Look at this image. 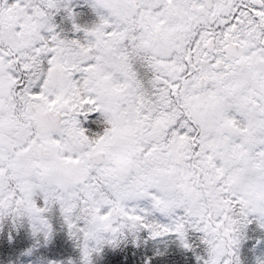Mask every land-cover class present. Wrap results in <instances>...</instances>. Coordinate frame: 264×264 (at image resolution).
<instances>
[{
	"label": "snow or ice",
	"instance_id": "obj_1",
	"mask_svg": "<svg viewBox=\"0 0 264 264\" xmlns=\"http://www.w3.org/2000/svg\"><path fill=\"white\" fill-rule=\"evenodd\" d=\"M83 2L0 0V264H264V0Z\"/></svg>",
	"mask_w": 264,
	"mask_h": 264
},
{
	"label": "trees",
	"instance_id": "obj_2",
	"mask_svg": "<svg viewBox=\"0 0 264 264\" xmlns=\"http://www.w3.org/2000/svg\"><path fill=\"white\" fill-rule=\"evenodd\" d=\"M76 5V11L80 14V21L82 23H89L91 19H93L91 12L87 10V5L84 4L83 0H73ZM255 251V249H252ZM241 253L243 254V248L241 249Z\"/></svg>",
	"mask_w": 264,
	"mask_h": 264
}]
</instances>
